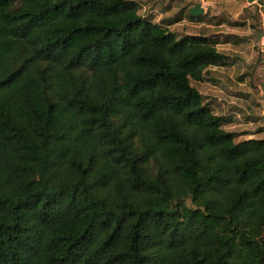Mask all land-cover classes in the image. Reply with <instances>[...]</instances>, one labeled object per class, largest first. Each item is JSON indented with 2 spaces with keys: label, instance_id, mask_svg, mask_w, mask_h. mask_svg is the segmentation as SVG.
Returning a JSON list of instances; mask_svg holds the SVG:
<instances>
[{
  "label": "trees",
  "instance_id": "trees-1",
  "mask_svg": "<svg viewBox=\"0 0 264 264\" xmlns=\"http://www.w3.org/2000/svg\"><path fill=\"white\" fill-rule=\"evenodd\" d=\"M225 59L133 1L0 0V264H264V140L191 84Z\"/></svg>",
  "mask_w": 264,
  "mask_h": 264
},
{
  "label": "crops",
  "instance_id": "crops-1",
  "mask_svg": "<svg viewBox=\"0 0 264 264\" xmlns=\"http://www.w3.org/2000/svg\"><path fill=\"white\" fill-rule=\"evenodd\" d=\"M129 1L138 4L139 14L142 18L152 24L168 29V31L173 34H178L179 27H182V29L187 28L189 31L186 32V36H203L209 38L216 43V48L219 44H222L226 52L222 54L226 58H231V63H226L225 66L221 67L209 68L206 74L208 79L211 77V74L218 76L224 75L223 69L229 68V66L233 64L232 60L235 59L240 62L238 64L241 71L249 68L251 65L247 64V56L249 55H247V49L249 45L251 49H255V52L253 51L250 57L252 58L255 56L257 59L255 60L256 63L258 62L256 70L264 74V0H253L251 3H248L246 0ZM196 3L201 5L203 14L197 17L192 16L193 19H190L189 16L191 15L188 11ZM245 47L246 50L244 52L243 49ZM234 66L236 65L234 64L230 69H234ZM228 76L233 80L232 75L228 74ZM257 85L256 83L254 86L257 87ZM216 86L219 87L218 84ZM216 86L215 88H217ZM238 93L239 92H235V95H238ZM210 102L211 100L207 99V103L213 113L219 117L225 118L227 124L235 119L234 117H232V119L229 118V114H234L237 117L241 116V112L237 115L228 112L230 106L224 109L223 107H215L213 104L211 105ZM262 114H264V111L261 112V116L264 117ZM260 139L261 138H255L254 140Z\"/></svg>",
  "mask_w": 264,
  "mask_h": 264
},
{
  "label": "rangeland",
  "instance_id": "rangeland-1",
  "mask_svg": "<svg viewBox=\"0 0 264 264\" xmlns=\"http://www.w3.org/2000/svg\"><path fill=\"white\" fill-rule=\"evenodd\" d=\"M188 31L187 28L182 29V27H179L178 34H174L176 40H181L186 36V32ZM217 50L221 53H226L222 44L218 45ZM245 50L246 47L243 51L245 52ZM253 51L255 52V49H251L249 45L247 49V55L249 54L247 56V64L251 65L249 68L245 67L246 70L241 71L238 64L240 62L235 59L232 60L233 64L230 65L229 68L223 69L224 75L218 76L211 74L209 79L205 76V82H191L204 98V103H207L208 99L211 100L210 104H213L215 107H223L225 109V107L230 106L228 111L230 113H235L237 115L241 112L240 117L229 114V118L232 119V117H234L235 119L229 124L226 123L224 126L226 131L237 132L239 134L236 142L252 138L264 139V117L261 116L263 109H261V99L259 97V87L263 86L262 89L264 90V74L256 70L258 62L256 63L255 60L257 59L255 56L252 58L250 57ZM230 60L231 58H226L225 63L230 64ZM234 64L236 65L234 69H230ZM228 74L233 76V80L229 78ZM256 83L258 84L257 87L254 86ZM217 84L219 87L216 86ZM214 85L217 88H215ZM235 92H239L238 95H235ZM262 115L264 116V114Z\"/></svg>",
  "mask_w": 264,
  "mask_h": 264
},
{
  "label": "water",
  "instance_id": "water-1",
  "mask_svg": "<svg viewBox=\"0 0 264 264\" xmlns=\"http://www.w3.org/2000/svg\"><path fill=\"white\" fill-rule=\"evenodd\" d=\"M248 3H251L253 0H246ZM189 14L193 17H197L203 14V9L199 3L194 4L193 7L189 9ZM260 90V99H261V107L264 111V90L262 87H259Z\"/></svg>",
  "mask_w": 264,
  "mask_h": 264
}]
</instances>
